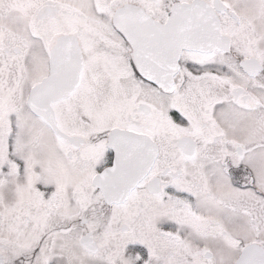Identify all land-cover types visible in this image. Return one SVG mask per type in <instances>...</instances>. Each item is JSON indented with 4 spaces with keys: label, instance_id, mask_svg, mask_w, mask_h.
I'll list each match as a JSON object with an SVG mask.
<instances>
[{
    "label": "snow or ice",
    "instance_id": "6c2138e0",
    "mask_svg": "<svg viewBox=\"0 0 264 264\" xmlns=\"http://www.w3.org/2000/svg\"><path fill=\"white\" fill-rule=\"evenodd\" d=\"M0 264H264V0H0Z\"/></svg>",
    "mask_w": 264,
    "mask_h": 264
}]
</instances>
